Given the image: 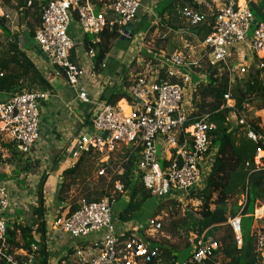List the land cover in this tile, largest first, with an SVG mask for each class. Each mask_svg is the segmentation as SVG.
I'll list each match as a JSON object with an SVG mask.
<instances>
[{
  "label": "built area",
  "instance_id": "built-area-1",
  "mask_svg": "<svg viewBox=\"0 0 264 264\" xmlns=\"http://www.w3.org/2000/svg\"><path fill=\"white\" fill-rule=\"evenodd\" d=\"M250 1L245 0L244 4L238 0L220 2L211 15V32L200 43L208 65L226 68L230 77L245 73L248 56L258 61V68L264 67V23L254 21L248 7ZM142 2L110 0L105 13H94L90 0H49L42 7L41 26L35 30L33 40L55 73L63 77L81 102L94 104L86 92L85 71L71 58L73 42L68 34L71 22L76 20L85 35L98 36L105 29L115 27L122 35L125 26L136 20ZM208 15L189 8L181 10V16L192 28L206 22ZM168 60L172 67L165 70L166 77L174 78L178 83L159 81L158 66L140 75L128 90L126 112L116 104L101 103L97 106L89 120L88 133L78 140V150L108 156L119 148L130 147L138 152L137 170L146 187L160 179L171 190L189 193L199 179V167L208 153L210 141L207 132L211 126L205 118L190 120V113L183 106L187 91L194 88L189 74L181 71L185 68L184 54L172 53ZM95 75L91 72L88 78L94 79ZM229 96L228 92L223 97L224 103L230 100ZM47 98L48 92H24L0 103V133L6 134L18 151L26 156L31 155L39 140V107ZM240 114L237 113L236 124L244 128L246 137L255 144L263 141ZM158 150L170 154L168 163L161 170L156 168ZM260 153L261 149L257 148L255 160ZM261 168L264 170V166ZM97 175L103 176V169ZM114 191L123 192L120 182L114 183ZM113 202L114 199L109 198L98 202L81 199L72 213H58L52 226L71 238L81 240L91 234L100 235L91 244L74 250V264H149L157 258L158 250L144 245L136 231L127 235L123 243L119 242L112 223ZM9 207L8 187L6 183H0V263L33 264L37 251L33 245L29 254L21 259L7 253V224L2 215ZM228 225L236 246L240 247V218L233 217ZM149 229L158 232L160 223L151 220ZM255 245L258 256L264 261V230L258 234ZM211 255V248L198 240L186 260L171 264H201Z\"/></svg>",
  "mask_w": 264,
  "mask_h": 264
},
{
  "label": "crops",
  "instance_id": "crops-1",
  "mask_svg": "<svg viewBox=\"0 0 264 264\" xmlns=\"http://www.w3.org/2000/svg\"><path fill=\"white\" fill-rule=\"evenodd\" d=\"M90 1L92 2L94 9L98 11L97 13L108 12L110 0ZM162 1L163 0H143L142 8L138 14V18H136V20L131 24V30L133 31L131 37H129L128 34H125L126 39H120L119 42L111 47L105 59L97 68H95L94 65L95 51L89 47V43H98L100 41L99 37L83 34L77 24V21L73 20L71 22L68 30L69 37L73 42L71 58L85 71L86 77L84 83L86 84V92L88 97L94 104H86L78 100L75 92L69 86H67L63 77L55 73L37 45L35 43L34 45H31L29 41L33 38L28 36V31L25 26L26 21L22 19V14L18 13L11 7L15 6L14 0H10L9 6L0 8V17H5L9 35H13L16 37L20 50L26 54L28 59L34 64V66L38 69V71L42 74L44 79L49 83L51 87L50 91H48L47 100L42 102L39 107V140L32 149V153L29 156V158L33 162H37V168L34 170V172L26 176H19V185H17L12 180L1 182L6 183L10 199V207L2 215L3 219L6 220V224L16 223L23 226H30L34 230L32 232V237L35 242L33 246L37 248V251L34 253L33 264H74L76 259L74 250L76 248L91 244V242H93L97 237L100 236L99 234H91L87 238L81 240L73 239L68 234L56 230L52 226V223L58 216V213H64L68 215V212H70V208L73 206V204L77 206L78 202L81 199L92 201L99 198L100 200L109 198L106 195L101 198L100 193L102 192V190H104L105 194L107 193V191L109 192V194H113V190L110 192V190L108 189V184L111 176L105 172V168L102 167V165L106 164L115 153L107 156L101 155L97 152H80L78 150V140L82 135L88 133L89 120L93 116L97 106L101 103H106L105 98L113 93L125 92L126 94H128V90L133 81L138 78V74L144 75L146 72H150L153 67L157 68L158 66L159 68H162L164 66L163 64H154L153 67H151L149 70H147L146 72L144 71V67L147 61H151L150 57L155 56L156 54V50L149 51L145 48L144 42L147 41V35H155L157 34L158 30V35L156 37H158L159 40H163L164 42L166 41L168 43V46L170 45L172 50L170 51V54H184L185 68H182L181 71H183L184 73L187 72L189 74L191 83L194 88H192L190 91H187V97L184 101L183 106L189 113L192 111V93L195 91L198 82L204 80V76L202 74H196L195 80H193L194 77L191 73V67H198L202 63L207 65L205 50L200 47L201 41H203L206 36L203 39L200 38V36L197 35V30L190 27L186 21L185 23H180L179 20H173L174 25L179 26L178 29H174L172 27L169 28L165 25H162L156 15V7L159 6ZM190 1L193 3V6L194 4H197L198 8L188 6L186 2H183L185 4L183 8H189L199 13H208V16L210 17L212 15L210 14V6H212L211 3L215 1L219 4V2H224L225 0ZM238 1H242V3L240 2V4H244L245 2V0ZM152 3H156L154 7H150V4ZM206 6H208L209 8H206ZM142 17H146L147 21L150 20V18L154 17V20L159 23L162 30L158 28L157 30L148 31L147 34H142L141 32L138 34L136 30L138 24L141 22L140 20ZM30 24L33 25L32 23ZM123 35L124 30L121 36ZM175 36L179 37V40H177L178 42L176 41ZM5 40L6 37L4 39L0 38L1 48L5 47ZM194 41H197L198 45L195 46ZM126 42L128 44L127 46L125 45ZM119 43L121 44V46L118 45ZM196 49L200 50L196 52ZM147 51L152 55H145ZM187 57L189 58V60H187ZM163 59L165 58H156L155 62H163ZM165 62L167 63V66H165L166 69L172 67L169 63L168 58ZM246 65L248 68L251 66L257 67L258 61L253 56H248L247 62H245V66ZM91 72H94L96 74L94 79L88 78V75ZM228 76L229 78H231L230 82H232V78L234 75L232 74L231 77L230 75ZM125 79L126 84H128L127 87H125L123 84V80ZM2 95L3 102H6L10 99L9 95ZM126 99L127 98H123L116 103V105L125 110V112L127 111L125 108ZM223 105L225 106L224 108H229L232 110V112L228 115V122L230 123L231 129L237 128V113L240 114L241 112H237L235 109H233L234 103L231 100H228ZM242 109L247 110L246 115L249 114L251 117L258 118V126L264 130V110H255L248 104H243ZM240 115L245 117V115L242 113ZM231 118L234 119V124L232 123ZM240 128L241 129L239 130V133L248 141H250L246 137L244 128L241 126ZM261 137L263 139L262 142L264 143V134ZM236 138L240 139L241 136L237 134ZM10 142L12 141L6 134L0 133V152L2 153L0 162H2L5 157H7L8 153L4 145ZM215 156L216 149H211L209 147L207 156L199 167V179L190 192L200 191L204 188V186L206 185L207 177L212 170ZM258 157L259 158L255 160L254 155L253 158V163L256 169H260L262 166H264V164H262L261 162V159L264 158V152L262 150ZM102 158H104V160ZM169 159V152L158 150V162L156 167L157 170L163 169V167L168 163ZM77 162H79V165L76 168L75 173L71 176H65L64 173L68 170L74 169L77 166ZM98 166L100 168H97ZM245 167H248L247 163L245 164ZM2 169H0V171H2ZM101 169H103L104 175L98 176L97 173ZM118 173H121V171H119ZM40 180H44L42 194L45 210L43 220L45 225L44 236L42 238L40 234L36 232L37 218L33 213V208L36 207L37 203V187ZM158 180L159 183L156 185V189L153 188L154 184L149 187L152 190L153 198L157 199L158 201L157 205L169 201L179 204V208H181V204L185 205L183 206V209L188 206L186 197L190 192H175L166 187L165 183L160 179ZM118 196V198L114 199V202L112 203L111 212L114 232L119 238L124 234L130 235L131 232L136 231L137 233H139V240L149 248H155L153 244L156 241L160 242L163 239H168L169 236H167L166 234L158 231L159 236H156L154 234L157 232L149 229L151 220H156L161 224L159 215L156 217H152V213L148 218L144 228H142L140 223L138 225V222L134 217L128 222H119L117 219V214L120 213L123 205L128 203L129 199L128 196L123 192ZM235 202H237V206L240 207L235 217L240 218L241 226L245 230L244 220H246V217L241 215L242 208L245 205V195H234L230 199L229 204L231 205ZM198 205L199 204L197 202L191 203V206H193L194 208H196ZM191 206L188 207L192 208ZM20 211L21 214H18V212ZM178 214H180V211L178 212ZM26 215H29V217H31L30 220H35L34 225H32L31 223H25V219H27ZM250 216H252L254 220V223L251 224V228L256 227L259 230H264V198L261 201L256 202L253 213ZM230 219L232 218H229L228 221ZM213 232V229H209L199 239L204 245L211 248L212 254H214L216 251V246H214V238L219 235ZM140 235L146 241H142L140 239ZM193 238L194 236L190 235L189 242H192ZM193 250L194 247H191V249L187 253H185V256H182L180 258V262L186 260ZM70 252H72L73 255L69 260L66 261L65 258ZM13 254L18 257L17 259H21L26 257V255L29 253L20 250L15 251Z\"/></svg>",
  "mask_w": 264,
  "mask_h": 264
},
{
  "label": "trees",
  "instance_id": "trees-1",
  "mask_svg": "<svg viewBox=\"0 0 264 264\" xmlns=\"http://www.w3.org/2000/svg\"><path fill=\"white\" fill-rule=\"evenodd\" d=\"M48 1L14 0L15 6H11L22 14V19L26 21L28 36L31 38H33L35 30L41 26V9ZM28 2H30V6H28ZM183 2H186L188 6L198 8L197 4L193 6L190 0H163L162 6H160L161 3L159 4L161 8L156 12L159 22L169 28L178 29L179 26H175L173 20L179 18V14L185 5ZM240 2L242 3V1ZM9 5L10 0H0V8ZM248 7L253 14L254 21L264 23V0H251ZM143 19L144 17L140 21L142 22ZM212 24L213 17L210 16L206 22L195 28L198 32L197 35L203 39L210 34ZM155 27L152 26L151 28L154 29ZM0 30L7 33L5 47H0V94L9 95L11 98L24 92L50 91L49 83L26 54L20 50L16 37L9 35L5 17H0ZM98 37L100 39L98 43H89V47L95 51V68L100 66L111 47L120 41L121 34L117 27L107 28L98 34ZM155 53L156 56L160 54L158 50ZM156 58L155 56L150 57L153 62L152 65H164L159 69V81H167L171 84L178 83L174 78L166 77L165 66L167 63L165 61L168 57H163L165 58L163 62H154ZM191 73L194 77L193 80H195L196 74H202L204 80L198 82L195 91L192 93L190 120L205 118V122L211 126L207 134L210 141L209 147L216 149L215 161L204 188L200 191H192L186 197L188 206H191L192 202H197L199 205L196 208L188 207L183 215L176 212L167 224H160L159 232L169 237L167 240L154 242L153 245L158 250V256L149 264L180 262V258L185 256V253L194 247L209 229H213V233L219 234L214 238L216 251L201 264H264L256 252L255 245L258 234L263 230L253 227L246 233L241 226V246L237 247L232 229L227 223L228 219L235 217L240 209L237 202L230 205V199L234 195L240 194L245 195V205L241 215L245 216V219L250 223H254L250 215L253 213L256 202L264 198V170L255 168L253 158L257 148L264 152V143L259 141L257 144H253L248 141L239 133L240 126L231 129L228 115L232 110L221 108L224 104L223 97L229 92V98L234 103L233 109L244 114L252 131L262 136L264 130L258 126L259 119L251 117L249 114L246 115L247 110L242 109V105L248 104L255 110H264V67L251 66L242 75L233 74L232 82H230L231 78H229L226 68L222 66H209L208 63L207 65L202 63L198 67H191ZM125 81L126 79L123 80V84L127 87L128 84ZM123 98H128L125 92L113 93L105 98V102L109 105H115ZM1 102H3L2 98H0ZM237 134L241 136L240 139L236 138ZM4 147L8 154L0 164L7 165L9 172L0 171V183L12 180L19 185V176H26L34 172L37 168V162H33L29 156L20 153L13 142L5 144ZM114 153L118 164H113L111 158L102 165L105 172L111 176L108 189L110 192L113 190V194H109L108 191L105 194L102 190L100 195L101 198L106 195L110 200L116 199L120 193L114 191V183L120 182L122 184L123 193L128 196L129 200L117 214V219L119 222L125 223L132 220L134 214L140 211L153 196L152 190L145 186L142 175L137 170L138 152L130 147H122ZM79 162L74 169L66 171L64 175H73ZM261 162L264 164V158L261 159ZM246 163L248 167H245ZM119 171L121 173H118ZM43 184L44 180H40L37 187V203L36 207L33 208V213L37 218L36 232L40 234L41 238L44 236L45 225L43 220L45 215ZM99 200L100 198L89 201L98 202ZM169 204L179 208V204L175 202H169ZM165 207L164 204L157 205L152 217L158 216ZM75 208L76 206L73 204L68 213H72ZM33 231L30 226L8 223L6 225L7 253L13 254L20 250L29 253L31 246L35 243L32 237ZM190 235L194 236L192 242H189ZM127 237L124 234L119 238V242L123 243ZM180 240L184 241L183 247L179 245ZM72 255L73 253L70 252L65 260H69Z\"/></svg>",
  "mask_w": 264,
  "mask_h": 264
},
{
  "label": "rangeland",
  "instance_id": "rangeland-1",
  "mask_svg": "<svg viewBox=\"0 0 264 264\" xmlns=\"http://www.w3.org/2000/svg\"><path fill=\"white\" fill-rule=\"evenodd\" d=\"M206 1H208V0H206ZM212 1V0H211ZM220 3V2H219ZM155 4L156 3H152V4H150V7H154L155 6ZM162 4L163 3H161V6H162ZM211 5L212 6H210V8H211V12H210V14H212L213 12H214V9L216 8V6L218 5V3L217 2H215V1H213L212 3H211ZM157 8V10H159V8H160V6H157L156 7ZM147 11V10H146ZM98 11L96 10V9H94V13H97ZM152 12V11H151ZM177 20H179V22L181 23V22H184L185 23V19L181 16V13L179 14V18L177 19ZM152 26H156L155 27V29H152L151 27ZM158 28H160V25H159V23L158 22H156V20H154V17H152V18H150V20H148L147 21V18H145L144 17V20L142 21V22H140L139 24H138V27H137V30H136V32H138V34L141 32L142 34H147V32L148 31H150V30H157ZM160 30H162L161 28H160ZM0 32H1V35H0V38H2V39H4L6 36H7V33L5 32H2L1 30H0ZM158 35V30H157V34H151V36H148L147 35V41H145L144 42V45H145V48L147 49V50H149V51H151V50H158L159 52H160V54L158 55V56H156L155 55V57H157V58H159V59H161V58H163V57H166V56H169V54H170V51H172L171 50V47H170V45L168 46L167 44V42L165 41H163V40H159L158 39V37H156ZM149 37V38H148ZM175 38H176V41L177 40H179L178 38V36H175ZM30 43H31V45H34V41H33V39H30V41H29ZM178 42V41H177ZM194 44H195V46L196 45H198V42L197 41H194ZM119 46H121V44L119 43L118 44ZM125 45L127 46L128 44H127V42L125 43ZM167 47V48H166ZM200 49H196L195 51L196 52H198ZM197 54V53H196ZM145 55H148V56H150V55H152L151 53H149L148 51L145 53ZM197 56V55H196ZM194 57V56H193ZM187 60H189V58L187 57ZM155 62V61H154ZM152 61H147V63H146V65H145V67H144V71L146 72L147 70H149L151 67H153V65H152ZM157 66V65H156ZM154 68V67H153ZM134 70H135V68H134ZM133 70V71H134ZM147 73V72H146ZM145 73V74H146ZM3 97V95L2 94H0V98H2ZM242 117H244V116H242ZM245 118V117H244ZM2 156V153L0 152V157ZM6 158V157H5ZM1 159V158H0ZM103 160H104V158H102ZM112 162H113V164H118V162H117V158H116V155L115 154H113V156H112ZM3 168V169H2ZM95 168H96V166H95ZM97 168H100L99 166L97 167ZM0 169H2V171H4V172H6V173H8L9 172V168H8V166L7 165H1L0 164ZM96 171V170H95ZM95 171H93V172H95ZM159 183V180L158 181H156L155 183H154V186H153V188L154 189H156V185ZM173 191H175V190H173ZM176 192V191H175ZM157 204H158V201H157V199H155V198H152V199H150V200H148L145 204H144V206L141 208V210L140 211H138L136 214H135V216H134V218H135V220L138 222V225H139V223H140V225L142 226V228H144L145 227V225H146V223H147V220H148V218L151 216V214L153 213V211L156 209V206H157ZM166 207L161 211V212H159V217H160V219H161V223L163 224V225H165V224H167L168 222H169V220L171 219V216L173 215V214H176V212H179L180 211V214H183L185 211H186V209H188L187 207H185L184 209H183V206H185V205H182L181 203V205H180V210H179V208H177L176 207V205H175V207H173L171 204H169V201L168 202H164L163 203ZM18 214H21V211L20 212H18ZM185 214V213H184ZM27 216V219H25V223L26 224H32V225H34V223H35V220L33 219V220H30V218L31 217H29V215H26ZM244 223H245V230H244V232H246V233H248L250 230H251V224L252 223H250V221H247V220H244ZM154 235H156V236H159V232H157V233H155ZM140 239L143 241V240H145L141 235H140ZM146 241V240H145ZM179 245H180V247H183V245H184V241L183 240H180L179 241Z\"/></svg>",
  "mask_w": 264,
  "mask_h": 264
},
{
  "label": "water",
  "instance_id": "water-1",
  "mask_svg": "<svg viewBox=\"0 0 264 264\" xmlns=\"http://www.w3.org/2000/svg\"><path fill=\"white\" fill-rule=\"evenodd\" d=\"M196 32V31H195ZM132 33H133V31L131 30V24H128L127 26H125V29H124V35L123 36H121V40H124V39H126L125 37H126V35L125 34H128V36L129 37H131V35H132ZM232 120V123L234 124V119L233 118H231ZM234 126V125H233Z\"/></svg>",
  "mask_w": 264,
  "mask_h": 264
}]
</instances>
